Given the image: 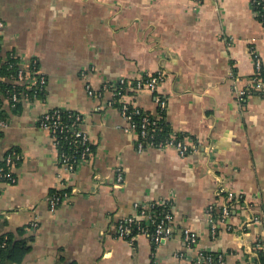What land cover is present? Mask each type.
<instances>
[{"label": "crops", "instance_id": "0c3cea01", "mask_svg": "<svg viewBox=\"0 0 264 264\" xmlns=\"http://www.w3.org/2000/svg\"><path fill=\"white\" fill-rule=\"evenodd\" d=\"M0 44L46 79L39 96L7 114L0 153L16 150V182H0V235L25 227L31 251L20 264H192L198 252L221 263L257 264L264 253V95L238 101L254 53L264 66V30L249 0H0ZM163 72L156 93L178 138L195 143L181 157L173 148L138 151L136 135L108 93L90 96L119 78ZM154 95H157V94ZM148 91L128 94L145 113L158 114ZM77 113L92 146L72 172L56 161L40 116ZM123 183L112 186L115 167ZM235 196L226 203L218 186ZM67 191L50 210L48 197ZM169 198L172 237L118 236L117 224L140 207ZM197 234L187 246L182 230ZM261 249L255 250V246Z\"/></svg>", "mask_w": 264, "mask_h": 264}, {"label": "built area", "instance_id": "2783aa9c", "mask_svg": "<svg viewBox=\"0 0 264 264\" xmlns=\"http://www.w3.org/2000/svg\"><path fill=\"white\" fill-rule=\"evenodd\" d=\"M249 9L259 19L264 30V0H249ZM1 27L2 22L0 21ZM254 59V74L249 80L248 87L239 88L236 84L232 87V93L238 101L243 100L245 95L252 93L264 95V66L255 53ZM12 65L10 64L9 67ZM35 65L37 63L34 60L26 65L23 64L25 69H29L31 66L35 67ZM24 68L17 70L16 74L12 77L14 81L22 83L24 85L23 88L18 89L13 86L14 88L7 90L6 93L7 101L12 106L16 103L30 104L32 101H35L46 82L45 77L39 70L33 69L28 72ZM163 78V72L145 75L141 78H119L113 82L104 83L97 90L93 89L88 81L86 91L90 96L98 97L103 93L110 95L111 101L109 105L117 104L121 115L127 121L128 125L124 130L135 133V146L138 151L146 147L173 148L181 157H185L189 153L196 151L194 142L178 138L171 131H169L167 137L157 139V135L161 131L157 126L159 120L162 118L161 113L165 112L166 102L163 96L156 93V87ZM141 91H148L153 95L157 94L154 95L158 106L157 116L151 117L149 113H145L126 99L128 98V94ZM81 121L79 114L61 109L45 112L38 120V126L50 133L52 144L56 151V161L66 172H72L77 166L84 163L92 150L88 135L81 128ZM7 127V118L0 117V133ZM21 158V155L13 149L8 150L6 154L1 155L0 153L1 183L13 184L16 182L14 168L21 161ZM123 180L124 170L121 165H116L112 186L114 188L120 187ZM218 187V192L223 193L226 199V203L221 210V217L224 219L229 213V204L227 202L234 200L235 196L223 183ZM68 195L67 191L51 193L48 197L50 210H54L57 205L68 198ZM169 205L170 199L165 198L140 207L137 217L128 216L118 222L116 227L118 236L128 241H133L136 237L144 235L149 237L151 244L155 246L168 241L172 237V216L169 211ZM182 235L183 241L187 246L196 244L197 234L195 232L184 228ZM259 249H261L260 246H255L256 251ZM221 262V258L215 259L210 252L201 251L197 253L192 264H215Z\"/></svg>", "mask_w": 264, "mask_h": 264}, {"label": "trees", "instance_id": "16d2710c", "mask_svg": "<svg viewBox=\"0 0 264 264\" xmlns=\"http://www.w3.org/2000/svg\"><path fill=\"white\" fill-rule=\"evenodd\" d=\"M13 54V55H10ZM14 58H13V57ZM10 64H13L11 67ZM31 66L29 69H25L23 66V62L16 55L14 51H6L4 52L1 44H0V117L7 118V114L15 113L20 110L22 103H16L15 105H11L7 101L6 93L7 90L14 88L15 86L18 89L23 88L22 83H18L14 81L12 78L17 70L24 68L32 71L39 70L38 66ZM161 119L158 122V128H160V132L157 135V139H163L167 137L170 126L166 120L165 114L161 113ZM151 117H155L157 115L150 114ZM1 134V133H0ZM8 152L5 151L2 154H6ZM1 165V162H0ZM60 191H57L59 193ZM32 240L33 235H25V227H18L14 232H9L6 234L0 235V264H20L24 260L25 256L31 251L32 248ZM257 264H264V253L262 251H257Z\"/></svg>", "mask_w": 264, "mask_h": 264}]
</instances>
